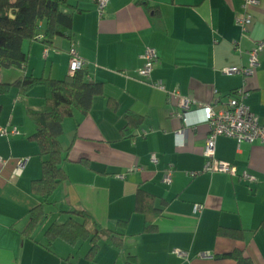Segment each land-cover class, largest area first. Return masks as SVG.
Wrapping results in <instances>:
<instances>
[{"label":"crops","instance_id":"1","mask_svg":"<svg viewBox=\"0 0 264 264\" xmlns=\"http://www.w3.org/2000/svg\"><path fill=\"white\" fill-rule=\"evenodd\" d=\"M138 1L108 0L101 14L97 0H70V38L56 37L52 45L38 38L24 41L26 66L0 68V84L13 85L28 75L64 79L74 48L88 62L89 80L103 85L87 113L76 110L63 121L67 180L45 200L31 190L32 181L42 176V158L30 138L36 123L27 109L45 106L47 88L37 85L20 95L11 86L0 93V125L17 128L0 136L5 160L0 165V264H126L125 256L132 255L137 264H237L221 256L234 250L243 251L252 264H264V145L226 135L216 140V157L235 164L239 174L248 171L257 182L206 171L209 126L199 109L220 110L242 89L246 104L264 123V47L253 75L224 71L248 66L251 50L264 43V0L247 9L244 0H147L158 16ZM246 13L253 19L243 31L236 18ZM149 47L157 60L145 77L139 69ZM159 81L164 87L157 86ZM180 97L192 101L191 125L179 115ZM169 167L174 170L170 184L164 182ZM139 188L162 208L152 231L136 211ZM41 203L46 215L27 234L31 211ZM196 204L203 205L201 211H194ZM70 211L90 215L88 228L100 236L94 258L87 256L90 239L75 245L48 239L50 225L75 216ZM220 227L241 230L242 237L219 235ZM107 230L123 240L121 250L110 245ZM176 248L188 256L177 255ZM202 252L210 256H199Z\"/></svg>","mask_w":264,"mask_h":264},{"label":"trees","instance_id":"2","mask_svg":"<svg viewBox=\"0 0 264 264\" xmlns=\"http://www.w3.org/2000/svg\"><path fill=\"white\" fill-rule=\"evenodd\" d=\"M153 16H158L156 6L147 0H139ZM73 9L70 0H0V68L20 67L27 64L28 56L23 50L24 41H33L42 32L43 42L52 45L56 37L72 36ZM37 85L47 88L46 104L42 109L29 107L27 112L36 123V131L30 136L40 148L42 158V176L31 183V190L44 200L49 198L61 183L67 180L63 168L64 148L61 143L63 121L72 116L76 110L87 113L94 99L103 94L100 82L89 80L88 71L78 70L64 79L24 76L13 85L0 84V93L8 91L11 86L19 89L20 95H25ZM136 211L144 214L148 221L147 231L154 230L153 220L161 215L162 208L156 206V197L145 189L139 188L136 196ZM70 216L64 222H54L46 231L50 241L57 238L75 245L80 240H91L89 258H94L98 252L99 234H92L88 228L90 215L88 213L70 211ZM46 215L41 203L31 211V219L25 230L30 234L42 217ZM77 216L83 220L79 221ZM108 240L110 245L121 250L123 240L112 235L110 230ZM218 234L233 238H241L242 231L233 228L220 227ZM222 257H233L237 264H252L243 251L234 250L224 253ZM126 264H137L135 256H125Z\"/></svg>","mask_w":264,"mask_h":264},{"label":"built area","instance_id":"3","mask_svg":"<svg viewBox=\"0 0 264 264\" xmlns=\"http://www.w3.org/2000/svg\"><path fill=\"white\" fill-rule=\"evenodd\" d=\"M259 0H244V6L246 9L255 5ZM108 0H97L98 10L103 14ZM252 15L246 13L242 16L236 18V23L246 31L252 22ZM38 39H43V35H38ZM264 43H258L249 54V65L242 68L228 67L224 71L226 73H240L248 77L254 74L255 69L259 66V52L263 49ZM145 63L143 67L139 69V74L141 76L148 77L151 74L153 65L157 60V52L154 48L149 47L144 52ZM87 60L81 57L78 52L73 48L70 50V62H69V73L73 75L78 70L85 69L87 66ZM158 87H164V84L159 81L157 82ZM246 94L240 89L233 92L225 105L224 108L220 110H214L211 105L199 106V109L203 111L202 121L206 122L209 126V134L206 137L204 156L206 157L205 170L208 172H222L227 173L232 176H239L248 182H257V178L250 174L248 171H243L241 174L238 173L237 166L229 161L219 159L216 157V140L219 136L226 135L235 137L241 143L243 141L247 142H259L264 145V123H262L257 114L252 112L250 107L245 102ZM192 101L190 98L180 97V106L182 107V112L179 113L187 125H191L188 121L187 114L191 110ZM17 133V128H9L7 126L0 125V136H8L10 134ZM177 144L179 147L185 145L183 139V132L178 130L176 132ZM151 160L153 162H158V157L156 154H152ZM5 160L0 157V165H3ZM174 170L169 167L164 175V182L170 184L173 179ZM197 174L192 172L191 175ZM203 208L202 204H196L194 211H201ZM174 252L182 257H187L188 253L182 249H175ZM199 256H210L208 252H202Z\"/></svg>","mask_w":264,"mask_h":264}]
</instances>
